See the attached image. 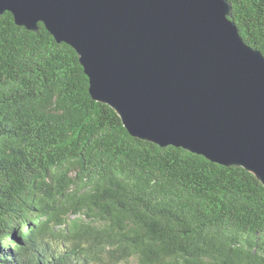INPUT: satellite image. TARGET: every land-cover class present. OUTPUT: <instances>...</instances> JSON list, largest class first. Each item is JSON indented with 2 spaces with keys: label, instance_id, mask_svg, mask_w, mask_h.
Masks as SVG:
<instances>
[{
  "label": "trees",
  "instance_id": "trees-1",
  "mask_svg": "<svg viewBox=\"0 0 264 264\" xmlns=\"http://www.w3.org/2000/svg\"><path fill=\"white\" fill-rule=\"evenodd\" d=\"M264 55V0H228ZM77 52L0 15V264H264V185L131 136Z\"/></svg>",
  "mask_w": 264,
  "mask_h": 264
},
{
  "label": "water",
  "instance_id": "water-1",
  "mask_svg": "<svg viewBox=\"0 0 264 264\" xmlns=\"http://www.w3.org/2000/svg\"><path fill=\"white\" fill-rule=\"evenodd\" d=\"M79 55L90 94L131 136L173 146L264 185V55L228 0H0Z\"/></svg>",
  "mask_w": 264,
  "mask_h": 264
}]
</instances>
